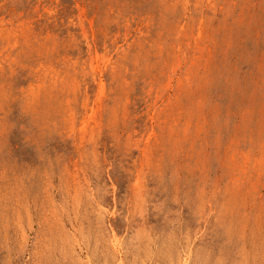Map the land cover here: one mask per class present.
<instances>
[{"label":"rangeland","instance_id":"374dc122","mask_svg":"<svg viewBox=\"0 0 264 264\" xmlns=\"http://www.w3.org/2000/svg\"><path fill=\"white\" fill-rule=\"evenodd\" d=\"M0 264H264V0H0Z\"/></svg>","mask_w":264,"mask_h":264}]
</instances>
